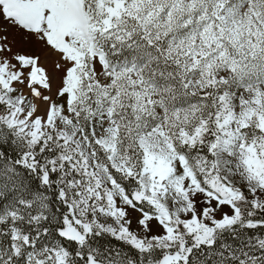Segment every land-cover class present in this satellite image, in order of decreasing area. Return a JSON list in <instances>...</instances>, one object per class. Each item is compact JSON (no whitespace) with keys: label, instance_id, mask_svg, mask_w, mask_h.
Here are the masks:
<instances>
[{"label":"snow or ice","instance_id":"obj_1","mask_svg":"<svg viewBox=\"0 0 264 264\" xmlns=\"http://www.w3.org/2000/svg\"><path fill=\"white\" fill-rule=\"evenodd\" d=\"M0 264H264V0H0Z\"/></svg>","mask_w":264,"mask_h":264}]
</instances>
